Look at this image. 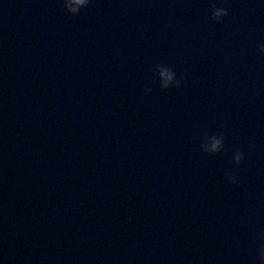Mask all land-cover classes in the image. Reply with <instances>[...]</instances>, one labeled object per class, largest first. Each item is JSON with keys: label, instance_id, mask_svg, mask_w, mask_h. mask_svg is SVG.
<instances>
[{"label": "water", "instance_id": "95a60500", "mask_svg": "<svg viewBox=\"0 0 264 264\" xmlns=\"http://www.w3.org/2000/svg\"><path fill=\"white\" fill-rule=\"evenodd\" d=\"M260 43L264 0H0V264H257Z\"/></svg>", "mask_w": 264, "mask_h": 264}, {"label": "clouds", "instance_id": "9594fccd", "mask_svg": "<svg viewBox=\"0 0 264 264\" xmlns=\"http://www.w3.org/2000/svg\"><path fill=\"white\" fill-rule=\"evenodd\" d=\"M64 10L72 15H78L82 9H85L89 6L90 0H61ZM228 15L227 9L222 6H218L215 3L211 7V20L215 23H221L223 18ZM257 52L264 54V43H260L257 46ZM154 75L158 81V87L161 90H167L169 88H179L182 83V79L176 78L175 71L166 65L157 64L154 67ZM150 91V89H146ZM221 128L224 127L223 124L220 125ZM224 136L221 133L220 135H209L205 136L200 144V150L203 153L208 155H216L220 153L223 149ZM244 158L243 152L239 149L235 150L232 155V163L237 167L240 165L241 161ZM227 183L236 185L238 183V178L234 174H229L225 177ZM257 241L260 242L259 247L256 248V262L257 264H264V231H261L259 234H254L251 240L252 245H256Z\"/></svg>", "mask_w": 264, "mask_h": 264}]
</instances>
